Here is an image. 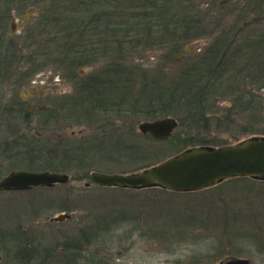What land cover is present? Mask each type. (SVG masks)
<instances>
[{
  "label": "rangeland",
  "instance_id": "374dc122",
  "mask_svg": "<svg viewBox=\"0 0 264 264\" xmlns=\"http://www.w3.org/2000/svg\"><path fill=\"white\" fill-rule=\"evenodd\" d=\"M63 1L0 0V26L7 29L3 45L13 49L15 66L32 58L33 50L36 57L42 56L37 71L27 73L32 67L23 63L21 69H11L12 74L0 78V102L22 100L32 113L50 111L55 103L62 107L64 100L75 99L78 107L74 115L71 108L63 107L52 124L44 125L43 118L35 117L28 127L18 126L11 132L0 129V148L5 154L15 157L21 153L24 158L20 162L9 156L0 158V179L19 170L68 176L66 184L50 188L0 192V264H226L233 258L264 264V180L234 178L211 192L174 193L157 188L106 190L92 179L93 173L139 172L188 149L218 148L264 137V81L260 82L264 78L258 77H264V72L247 68L244 76L248 79H235L242 90L250 91L251 75V109L249 93L238 104L232 101L238 96L230 98L227 92L208 101L209 111L200 123L188 122L184 113L144 114L145 109L154 113L158 107L143 106L146 101L139 99L138 83L130 92L132 101L124 106L128 113L109 120L91 113L82 118L79 113L92 105L80 97L84 96L79 91L81 81L112 68V62L120 75L110 82L105 76L109 84L97 88L102 89L101 99L117 95L123 99L127 95L125 81L118 79H127L128 70L136 82L143 79L142 72L156 79L162 67L176 72L175 63L182 53L171 62L160 52L126 47L111 59L98 57L89 66L61 69L54 52L62 46L55 31L65 26L55 19L62 18V6L70 5ZM108 4V0L98 3L106 11ZM118 5L126 7L122 1ZM227 10L230 16L224 25L237 33L242 62L248 60L250 44L260 45L264 54V0H233L228 7L213 8V13L221 16ZM3 13L14 17V35L9 33L10 20H3ZM207 43L193 41L184 51L194 57ZM166 117L178 123L168 139L158 141L139 132V124ZM21 142L26 147H21ZM60 214L70 217L60 223L50 221Z\"/></svg>",
  "mask_w": 264,
  "mask_h": 264
},
{
  "label": "trees",
  "instance_id": "16d2710c",
  "mask_svg": "<svg viewBox=\"0 0 264 264\" xmlns=\"http://www.w3.org/2000/svg\"><path fill=\"white\" fill-rule=\"evenodd\" d=\"M117 1L108 0L109 10L107 11L99 8V0H65L62 2L70 5L62 6V18L59 21L55 19L58 25H65L58 27L55 31V34L59 33L62 39L60 42L62 46L56 47V52H54L57 53L61 69L89 66L98 57L111 59L115 54L123 53L126 47L129 48L128 50L143 49V51L160 52L171 62L174 61L172 58L179 53H182V57L175 63L178 65L176 72L172 73L160 66L163 71L158 72L156 79L150 78V80L142 72L143 79L136 82L130 79L132 76L130 70L124 72L125 76L127 74V79L118 80L125 81L123 89L127 94L126 97L124 94L123 99L119 95L105 99H108L111 106V116L129 112V108L125 109L124 106H128L132 101L129 95L135 83L139 84V94L142 97L139 99L146 101L143 106L157 105L158 107L155 108L154 113L147 109L143 111L144 114H151L150 117L177 116L184 113L188 116V122L200 123L199 121L209 111V108H206L208 101L215 96L222 97L227 92L230 93V98L238 96L236 100L232 98V101L238 104L249 93L250 109L252 108L251 75L250 91L242 90L240 81H235V79L239 76L241 79L242 77L248 79V76H244L247 68L250 71L255 69L264 72L263 51L260 45L250 44L248 60L243 63L240 57L243 49L240 45H236V35H234L237 33L232 26L224 25V20L230 16V10L221 16L213 13V8L228 7L233 0H120L126 3L125 8L120 7L118 5L120 1ZM202 5L204 9L201 8ZM200 39L206 40L207 45L198 55L190 57L184 51V47ZM259 50L262 52L260 53ZM254 59L256 61L253 62ZM41 60L42 56L29 59L31 72L37 71V65ZM111 63L112 68H107L100 74L94 73L93 76L81 81L79 91L81 95H84L80 96L82 100L96 102L101 99L103 94L102 89L97 88L98 84L101 87L102 84H109L108 79H104L107 75L110 78L109 82L120 75L117 65ZM258 77L259 79L264 78L259 75ZM261 86L264 87V83ZM75 101L74 99V101L63 102L65 108H71L73 115L78 111ZM1 108L0 103V111ZM93 108L79 114L82 118L88 117ZM0 115H2L1 112ZM80 115L79 119H81ZM20 136L18 137L24 140V137ZM19 145L26 147L23 142ZM5 152L0 148V158L9 156L8 158L19 159V162L20 159H24L21 153H16L14 157ZM29 169L42 168L31 167ZM217 188L216 186L204 192H211Z\"/></svg>",
  "mask_w": 264,
  "mask_h": 264
},
{
  "label": "water",
  "instance_id": "95a60500",
  "mask_svg": "<svg viewBox=\"0 0 264 264\" xmlns=\"http://www.w3.org/2000/svg\"><path fill=\"white\" fill-rule=\"evenodd\" d=\"M174 118L166 117L139 124L142 135L164 141L177 128ZM234 178L264 180V137H252L234 145L218 148L188 149L157 165L124 175L93 173V181L102 188L123 190L162 189L174 193H194ZM68 176L53 172L12 171L0 179V192H22L66 184ZM60 214L50 221L69 219ZM226 264H250L246 259H230Z\"/></svg>",
  "mask_w": 264,
  "mask_h": 264
},
{
  "label": "flooded vegetation",
  "instance_id": "af4514ba",
  "mask_svg": "<svg viewBox=\"0 0 264 264\" xmlns=\"http://www.w3.org/2000/svg\"><path fill=\"white\" fill-rule=\"evenodd\" d=\"M3 15V16H2ZM2 19L3 20H10V28H9V33L11 35H14L13 33L15 32L14 29V17L12 15H4V13L2 14ZM7 29L5 28V26L1 27L0 26V65H2V67H0V78L1 77H6L11 69L14 70V68L16 69H21V66L23 63H27L30 67V61L29 59L27 61H20L18 63L17 66H15V58L13 57L14 55H12V48L10 49L9 47H6L3 45V40L6 39V31ZM8 44H11V42L9 41ZM34 55L32 57H36L37 52L33 50L32 52ZM22 57L23 56L22 54ZM31 58V57H30ZM27 70V69H26ZM30 68L28 70L27 73H29ZM12 74V73H10ZM60 101V100H59ZM62 101V100H61ZM65 101V100H64ZM63 101V102H64ZM56 102V101H55ZM92 104V107H94L91 111V114H95L98 115V118H106V120H109L111 118V112H110V108L111 106L109 105V101L108 100H104V99H98L96 102H94V100L90 101ZM1 103V113L2 115H0V129L1 128H5L8 132L12 131V129H14L15 127L18 126H29L30 122L32 121V119L36 118H43L44 119V125L45 124H52L54 122H57L56 118H58V114L61 112L59 111L60 109H62L64 106L62 104V107L59 106V104L57 105L56 103L53 105V107L50 109V111H45L44 109H40L39 111H35L34 113L32 109H30L29 106L26 105V103H24V101L20 100L19 102H16L13 104V101L11 102V104H5V103ZM96 103V104H94ZM65 108V107H64ZM67 108V107H66ZM76 111V109H75ZM57 116V117H56ZM47 119H50V121L48 122ZM55 120V121H54ZM13 134V133H11Z\"/></svg>",
  "mask_w": 264,
  "mask_h": 264
}]
</instances>
